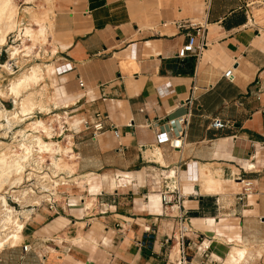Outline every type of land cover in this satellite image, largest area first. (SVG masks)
<instances>
[{
	"label": "crops",
	"instance_id": "obj_1",
	"mask_svg": "<svg viewBox=\"0 0 264 264\" xmlns=\"http://www.w3.org/2000/svg\"><path fill=\"white\" fill-rule=\"evenodd\" d=\"M52 1L48 106L72 157L28 209L36 264H264V0ZM195 25L207 46L180 58ZM188 114L180 149L157 143Z\"/></svg>",
	"mask_w": 264,
	"mask_h": 264
},
{
	"label": "rangeland",
	"instance_id": "obj_2",
	"mask_svg": "<svg viewBox=\"0 0 264 264\" xmlns=\"http://www.w3.org/2000/svg\"><path fill=\"white\" fill-rule=\"evenodd\" d=\"M13 1L16 13L14 18L15 21L18 22V29L16 28L14 32L10 33L6 37L5 43L0 45V159H3L0 160V163H2V161L5 162V160L6 162L8 161L9 156L12 154L10 152L22 151V149L18 146L20 141H22L21 132L26 131L29 133L30 130H32L33 122L38 118H42L46 122L53 123L55 128V135L52 139L53 141L58 142V140L62 139L57 135L61 124H58V120H56L57 117H51V108L48 106V100L54 101L55 99L56 91L52 85L55 82L52 79L53 77L51 78L45 72L48 68L46 67L47 62L49 61V57H47L48 51H45V48L46 46H49L48 26H50L51 17L54 15L53 1ZM3 25L0 24V27H3ZM43 26L44 28H47V37L44 41L41 39V41L38 40L39 38L36 36L31 39L25 33V28L30 27L33 32H36L35 34H37L38 29ZM12 46H16L18 48L19 56L17 55L15 58H12L11 56ZM34 65H40L42 69H40L39 72L41 73L42 71L45 76L36 82L30 83V86L28 85L26 87H22L23 89L20 88L22 92L20 91L21 94L19 99L21 100L30 94L36 99L37 103L39 102V104L36 105L37 107L32 113L27 114L26 116H20V118L16 120L12 126H8L7 117H10L11 112L16 110L17 107L15 106L16 103L14 101V97L3 89L10 84L11 80L18 77V75L20 76V74L26 72ZM43 107L44 109H42ZM38 150L34 152V155L32 156L33 158L30 159L31 164L27 166L24 170L25 172L20 174H12V172L10 173L5 170L3 164H0V173L3 174L5 172L3 175L0 174V197H6L8 207L12 209L14 215H17L22 221H24V226L30 216V211H28L29 207L36 204V200L40 203L42 198H46V194L49 190L44 187V184L51 183V179H53L51 176L55 175L49 167V163L51 162L50 154L39 153ZM5 156L8 158H5ZM57 157L62 156L61 154H57ZM47 160L49 161L48 163ZM63 161L61 162L62 165ZM38 164L41 165L40 168ZM61 170L62 169H57V173ZM29 172L32 173L29 174ZM45 172L49 173V178L42 180L41 176L46 174ZM22 175L23 177L19 178ZM1 176L3 177L1 178ZM25 191L26 193H24ZM3 209V202L0 198V210ZM23 231L25 238L30 232L27 229H23ZM25 245L29 247V251H25ZM0 264H36V255L29 246V243L25 244L21 241L20 245L16 247L6 246L0 251Z\"/></svg>",
	"mask_w": 264,
	"mask_h": 264
},
{
	"label": "bare ground",
	"instance_id": "obj_3",
	"mask_svg": "<svg viewBox=\"0 0 264 264\" xmlns=\"http://www.w3.org/2000/svg\"><path fill=\"white\" fill-rule=\"evenodd\" d=\"M15 14H16L15 6H14L13 0H0V24L2 25L4 24L3 27H0V45L5 43L6 37L10 33L14 32L16 28L18 29V22H16L14 18ZM44 26L38 29L37 34H35L36 32L34 33L30 27H26L25 33L31 39L35 38L36 36L39 38L38 40L41 39L44 41V39H46L47 37L46 36L47 28L46 27L44 28ZM11 50H12L11 51L12 58H15L17 55L19 56L18 48L16 46L14 47L12 46ZM46 67L48 68L45 72L52 78V75L56 72V69L50 65ZM40 69H42L40 65H37V66L34 65L32 68H30L26 72L20 74V76L18 75V77L11 80L10 84L6 86V88L4 87L5 89L3 90L9 93L12 97H14V101L16 103L15 106L17 107L16 110L11 112L10 117L9 116L7 117L8 126H12L14 122L20 118V116H23V115L26 116L27 114L32 113L36 109L37 107L36 105L39 104V102L37 103L36 99L32 97V95L30 94H28L26 97H24L21 100L19 99V96L21 94L20 88L26 87L30 83L36 82L45 76V74L42 71L41 73L39 72ZM41 102H44V101H41ZM42 109H44V107ZM4 115L2 116L5 117ZM56 117L60 119L59 116H56ZM59 123L61 124L60 120H59ZM54 134H55V128L52 122H46L42 118L36 119V121L33 122L32 130H30L29 133H27L26 131L21 132L22 141H20V144L18 146L20 147V149H22V151L21 152L13 151L14 153L10 152L12 154L9 156V158L5 156V158H8V161L7 162L6 160L5 162L2 161V163L0 164H3L5 167V170H7L10 173L12 172V174L13 173L20 174L22 172H25L24 170L27 168L28 165L31 164L30 159L33 158L32 156L34 155V152L37 151L39 147V150H38L39 153L50 154L51 162L49 163V167L52 173L56 174L57 169L63 168L61 162L65 160L66 158H71L72 155L69 153V151L71 150V148H69L70 146L69 147L62 146L60 143L52 140ZM59 153H62L63 156L57 157V154ZM0 160H3V159H0ZM40 166L41 165H39V168ZM30 173L32 172H29V174ZM48 174L49 173L42 175L41 176L42 180L43 179L46 180L47 178H49ZM2 177L3 176H1V178ZM21 177H23V175L20 176L19 178ZM3 180H6V179H3ZM51 180H52L51 183L44 184V187L48 188L49 192L50 191L53 192V188L55 189L60 184V181L57 179L55 180L51 179ZM24 193H26V191ZM0 198L2 199L3 207H4L3 210H0V251H1L6 246L15 247L21 243V241L23 240L24 221H22L20 217H18L17 215L13 214L12 209L8 207L6 197L1 196ZM38 202L39 201L36 200V203ZM233 256L234 255H232L231 257Z\"/></svg>",
	"mask_w": 264,
	"mask_h": 264
},
{
	"label": "built area",
	"instance_id": "obj_4",
	"mask_svg": "<svg viewBox=\"0 0 264 264\" xmlns=\"http://www.w3.org/2000/svg\"><path fill=\"white\" fill-rule=\"evenodd\" d=\"M196 26V25H195ZM207 46L206 42V32H205V27L204 26H196L195 31L191 32L188 34V42L179 50L178 52V57L184 58L187 54H192L196 56L197 58H200L201 55L203 54L205 48ZM233 69H229L224 73V77L228 79H233ZM79 84L81 87L84 86V83L80 80ZM189 119H190V114L185 116L180 120L181 125H183V131L180 132V134L176 137H172L170 135V132L168 131H161L158 132L156 135V140L157 143L159 144H164V143H169L170 146L174 149H180L183 146V141L184 138L186 137L185 130L187 126L189 125ZM212 127L214 128H224L226 126L225 122H223L220 119H215L212 124ZM95 133L94 135L103 130L104 126L102 122L97 123L94 126ZM251 190V183L250 182H245V191L248 192ZM176 193V192H168V191H162L161 192V201L168 205L173 203V201H176V203H179L181 201V195L178 193L176 196V199L172 197L171 194ZM179 220V229H180V236H179V241L181 242V245L184 247L185 245V234L189 231V224L187 222V219L183 216L178 217ZM25 251H28L29 247L27 245L24 246ZM186 258V257H185ZM184 261V259H183Z\"/></svg>",
	"mask_w": 264,
	"mask_h": 264
}]
</instances>
